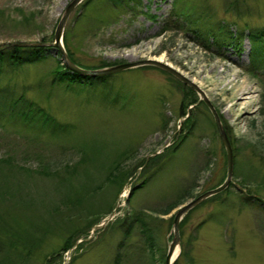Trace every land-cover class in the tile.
<instances>
[{"label":"rangeland","instance_id":"374dc122","mask_svg":"<svg viewBox=\"0 0 264 264\" xmlns=\"http://www.w3.org/2000/svg\"><path fill=\"white\" fill-rule=\"evenodd\" d=\"M72 1L0 0V45L54 43L59 19ZM92 1L88 10L82 5L86 0L77 6L66 25L68 46L65 38L62 41L74 60L91 67L109 65L104 68L148 59L171 66L206 94L232 143L234 175L228 190L184 217L175 262L264 264V188L254 183L257 171L264 168V81L250 72L249 32L264 28V0H138L128 9V0ZM174 6L209 19L215 34L205 36L206 41L198 36L206 44L192 32H163ZM83 12L86 16L78 20ZM220 27L229 31L223 34L228 44L222 47L214 43V37L221 36ZM56 49L50 46L46 59L37 64L0 74V97L14 103L24 97L63 125H76L75 134L52 139L37 150L36 141L27 139L33 141L40 132L23 129L20 120L1 118L0 113V159L13 156L6 165L15 166L13 177L33 190L37 222L50 228L41 249L23 264H165L176 211L227 178V154L210 110L194 89L152 66L111 75L108 86L103 85L107 90L96 85L98 91L92 95L81 89L67 92L65 84L50 88V72L56 59L62 60ZM191 117L196 123L184 138ZM84 143L102 147V155L105 149L92 167L86 157L96 152H81ZM157 155H164V161L155 168L164 166L147 167ZM119 161L120 179L109 181ZM139 164L146 170L141 180L151 175L153 180L128 203L130 188L139 179L135 174L142 170H134ZM68 166L74 168L67 170ZM61 177L72 182L61 183ZM125 179L119 195V183ZM185 186L186 194L178 196ZM77 189L82 195L95 192L89 205L74 207ZM142 215L145 223L138 222L131 232L121 228ZM91 218L99 224L87 228ZM78 226H86V234L70 251L59 252L65 235Z\"/></svg>","mask_w":264,"mask_h":264},{"label":"trees","instance_id":"16d2710c","mask_svg":"<svg viewBox=\"0 0 264 264\" xmlns=\"http://www.w3.org/2000/svg\"><path fill=\"white\" fill-rule=\"evenodd\" d=\"M120 3H123L122 0ZM92 0H86V2L83 5V8L90 7ZM128 4H126L125 9L129 8V4L131 6L138 5V0H128ZM126 2V3H127ZM179 1H176L175 4H178ZM85 11V9H84ZM86 14L83 12L79 18H84ZM28 21V20H27ZM207 21V22H206ZM209 19H206V17L198 16V15H189L185 14L184 11H182L180 8L174 6L173 11L171 12V16L168 17V19L165 20L164 26H163V32H169V31H177L181 32L184 31L185 34L187 32L195 33L198 36H201L203 40H207L208 36H212L215 33V28L210 27L212 23H208ZM23 23H29V22H23ZM210 25V26H209ZM225 28H227L225 26ZM228 29V28H227ZM227 29H224V27H220L221 30V36H215L214 37V43L222 47L224 44H228L227 37H223V34L225 36H228ZM220 30L217 29V32ZM250 32V42L252 45V64L250 72L251 74H254V77H256L260 81H264V28L260 29H254L252 32ZM212 34V35H211ZM207 36V37H202ZM64 41L66 42L68 46V41L66 39V35L64 36ZM199 41L203 44L204 41L198 37ZM233 39V38H232ZM230 44V43H229ZM204 46V45H203ZM233 46V45H232ZM50 46H18L12 45V43H7L0 45V74L9 73L12 70L16 69H23L26 66H31L33 64H37L38 62L42 61L45 58V51ZM238 47V46H237ZM208 48V47H207ZM67 52L71 59L74 60V56L71 53L70 49L67 47ZM56 66L52 69L50 73H52L51 77V85L50 88L58 87L64 85L66 87V91L69 92L70 90H76L81 89L83 92L85 90L88 91L87 95H92L93 93H97L98 87L100 85H104L105 87L108 86V80H110L111 75L108 76H83L79 74H72L68 72V69L64 66L61 59H56ZM55 60V61H56ZM61 61V62H60ZM77 62V61H75ZM78 63V62H77ZM79 64V63H78ZM80 66L84 67L86 70H93V69H99L109 66L106 63H102L99 66L91 67L86 66L83 64H79ZM148 68V66L143 67ZM154 68V67H150ZM262 76V77H260ZM172 78V76H171ZM97 85V86H96ZM78 86V87H76ZM103 86V87H104ZM104 87V88H105ZM104 88H102L104 90ZM106 89V88H105ZM107 90V89H106ZM109 90V89H108ZM86 94V93H84ZM100 94V92H99ZM1 96V94H0ZM101 95L98 96L99 99H101ZM88 102V100L86 99ZM162 102H166V99L162 100ZM36 108H35V106ZM40 107V108H39ZM40 105H36V103L33 101H29L28 99H25L24 97H20V99H17V101L14 103L13 100H6L3 97H0V113H2V117L9 116L7 118H14L16 120H20V124L22 125L23 129L31 127L36 130H38L40 133H36L38 137H33V141H29L27 139V142H34V140L37 143V150H41L48 141L53 140H60L61 136L70 134H75V126L73 124H64L57 121L56 118H54L51 113L49 115L45 114V110ZM37 109V110H36ZM44 115L45 118H41V116ZM194 117H191L189 120L192 122H189L188 128L185 130H188L186 134H183L184 138L188 137L187 134L189 131L193 128L196 121L193 119ZM11 119V120H14ZM4 120V119H3ZM2 129H6L5 127L1 126ZM46 134L44 133V130ZM75 130V131H74ZM74 131V132H73ZM69 136V135H68ZM32 138V137H30ZM71 138V137H70ZM77 138V137H75ZM26 141L25 138L21 139ZM71 140V139H69ZM94 142L98 140H92ZM103 142V141H102ZM91 145V146H90ZM43 146V147H41ZM49 146V145H48ZM95 148V150H94ZM102 147L92 146V144L84 143L83 147L80 149L81 152H89L90 150L96 153H92L91 158H87L89 162L91 163V167L94 166L93 164L97 163L99 160V156L102 152ZM104 150L103 149V155L104 156ZM100 154V155H99ZM13 157V156H11ZM11 157H7L6 159L3 158L0 159V264H23V261H28L27 256H32V253H35V251H38L41 249V246L43 242L47 239L48 231H50V228L46 225L44 226L41 222H37V210L38 206L33 201L35 199V195L32 194L33 190H30L28 186H26L25 180L17 181L13 175L12 172L15 166H7L6 164H10L7 162H10L9 159ZM164 155H157L154 156L148 161L147 167L155 168L156 163L158 164L160 161H164ZM171 159V158H170ZM92 160V161H91ZM162 161V162H163ZM122 161H119L116 163L109 173V181H111L112 178L120 179V174H116L117 172L121 171L120 164ZM139 164L136 166L134 170L138 171L140 167H142V170L140 173L137 172L139 179H136L134 184H132V192L130 197L128 198L127 202H131L134 198V195L138 191H144L147 189L149 183L153 180V175L148 176L147 179H142L141 177L144 175V165ZM164 166L163 163H160V167L157 166L155 169L159 170ZM74 167H67V170L73 169ZM154 169V171H155ZM261 169V168H260ZM257 171V180L254 182L256 186L264 188V168ZM123 172H121L122 174ZM134 172H132L133 174ZM116 174V175H115ZM131 174V173H130ZM129 174V175H130ZM129 177V176H128ZM127 177V178H128ZM131 177V175H130ZM49 180V179H48ZM61 183H71L72 181H69L66 177L60 178ZM127 179L122 180L119 183V189L118 193L120 195L121 191L123 190V185L127 183ZM252 181V180H250ZM228 190V189H226ZM188 191V186L183 187L180 190V193H178V196L182 193L183 195L186 194ZM74 192H76V189H74ZM77 193L79 194L78 198L75 197V201H72L75 206L84 204V203H90L91 196L95 193L93 190H86L85 193L82 195L77 189ZM177 196V197H178ZM217 196V195H216ZM183 198V197H182ZM214 198V196L212 197ZM259 200V198H257ZM260 201V200H259ZM31 209V210H30ZM59 208H57L58 210ZM110 210V208H109ZM193 210H191L189 213H191ZM33 213V215L31 214ZM187 213V215L189 214ZM92 214V216H97L99 214L90 213L89 216ZM103 214V212L101 213ZM186 215V216H187ZM100 216V215H99ZM185 216V217H186ZM93 218V217H92ZM91 218V219H92ZM144 220H146L145 215H142L140 217H137L135 220H132V223L128 225L126 224V221L123 225H121V228H125L124 231L126 233L131 232V230H134L137 227V223H145ZM173 220V219H172ZM184 220V219H183ZM45 222V220H43ZM82 224V223H81ZM91 224V225H90ZM98 223V220L92 219V222H89L90 228H94ZM182 224V222H181ZM145 224L140 225L142 228V232H144ZM172 228V227H171ZM75 227L72 231H68L69 233L65 235L64 239V246L61 247L58 251L59 252H68L70 249L75 245L76 240L80 239L85 233L86 226H84V229ZM145 229V230H144ZM88 237V236H87ZM154 243L153 240L150 239V245L152 246ZM61 254V253H60ZM120 255L118 253L117 261L119 262ZM175 264H177L175 262Z\"/></svg>","mask_w":264,"mask_h":264},{"label":"water","instance_id":"95a60500","mask_svg":"<svg viewBox=\"0 0 264 264\" xmlns=\"http://www.w3.org/2000/svg\"><path fill=\"white\" fill-rule=\"evenodd\" d=\"M84 0H73L69 6L67 7V9L65 10L63 16L61 19H59V24L57 26V29L55 30V41L52 44H30V43H17L18 46H23V47H28V46H53L55 49L57 48L58 51L61 53V57H62V62L64 63L65 67L68 68L69 70H71V72H76L80 75H85V76H93V77H97V76H108V75H114L120 72H123L124 70H130V69H135V68H140V67H146V66H152L155 68H159L169 74H171L172 76H174V78H178V80L182 81L183 83H185L186 85H188V87H191L192 89H194L197 93H199V97H201V100L206 104L207 108L210 110L219 136L224 145V149L226 150V154H227V178L224 181V183L222 185H220L219 187H217L215 190H211V191H207L206 193L202 194L201 196H199L198 198L191 200L190 202L186 203L185 205L179 207V209L176 211V213L174 214V218H173V224L172 226V233L174 235L173 237V241L170 243V245L168 246V253H167V257L165 264H174L175 260H177V256H179V249L181 246V236H180V225L182 220L184 219V217L187 215V213H189L191 210H193L195 207H197L198 205H200L202 202H205V200L209 199L210 197H213L215 195H217L220 192L225 191L230 183L231 180L233 178V172H234V152H233V147H232V143L231 140L229 138V135L226 131V129L224 128L225 126L222 123L221 118H219V114L216 110V108L214 107V105L211 103V101L207 98L206 94L195 84L193 83L191 80L187 79L184 75H182L180 72H178L177 70H175L174 68H172L171 66L162 63L160 61L155 60H144V61H140L137 63H128V64H121V65H116L113 67H108V68H103V69H98V70H86L83 69L81 67H79L77 64H75L74 62H72V60L70 59L64 44H63V38H64V32L66 29V25L68 23V19L70 18L71 14L73 13V11L75 10V8L83 2ZM6 44V43H2L1 45ZM12 44V45H17ZM56 49V50H57ZM99 228V227H98Z\"/></svg>","mask_w":264,"mask_h":264}]
</instances>
